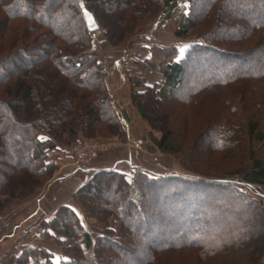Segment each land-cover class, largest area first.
<instances>
[{"label":"trees","instance_id":"16d2710c","mask_svg":"<svg viewBox=\"0 0 264 264\" xmlns=\"http://www.w3.org/2000/svg\"><path fill=\"white\" fill-rule=\"evenodd\" d=\"M98 1L101 0H22V3L19 0H0V159L10 152L6 141L12 139L17 144L11 150L15 164L12 167L5 165L0 172V210L23 195L21 187L42 185L52 171V163L45 160L49 152L60 149L64 144L75 143L80 132L86 137L94 135L98 132L95 126L99 122H106L109 125L107 130L112 133L125 131L122 120L125 115H119L112 100L104 77V66L98 59L94 45L97 37L94 31L89 30L84 16V10L89 9L102 24L108 25L104 15H112V12L102 6L100 10L97 9ZM187 1V5L182 6ZM252 1L256 2H252L253 7L247 4V0L135 2H139L138 7L145 3L144 8L147 2L153 3L154 7H151L157 8L156 13L162 19L173 18L179 13L175 34L179 37L195 34L198 40L181 56L175 44L153 47L154 51L143 64L147 69H160L164 82L160 88L148 85L145 79L133 82V87L145 88L144 91L135 90L137 96L149 92L148 99L154 96L162 103L179 100L188 108L189 102L195 99L202 101L203 95L215 96L216 89L232 88L239 81L246 107L252 106L256 110L249 119L251 127L248 123L247 126L241 123L226 130L217 123L226 106L218 104L213 110L216 117L208 125L204 136L208 137L205 142L210 146L205 147L207 154L225 152L227 148L237 145L246 149L248 141H256L259 147L264 142V5L259 4L258 0ZM109 2L116 7L113 13L119 14L121 0ZM231 8L235 14L247 15L244 30L238 35L230 33L229 36H220L217 31H230L224 24L232 18L229 13ZM156 50L160 53L159 59L153 57ZM217 54L223 55L225 60L232 58L237 61L220 68L221 58L214 59L215 56H212ZM247 55L257 56V59L242 70L241 64L237 63L243 62ZM202 62L206 63L204 69L214 73L215 77L210 81H194L193 87H185V80L194 74V67ZM39 64H43L41 67L45 78L35 76L33 79L32 72L39 68ZM147 69L145 74L148 73ZM56 72L58 77L55 76ZM52 75L58 84L53 93L50 88L54 82H46L47 78L52 79ZM39 86L47 91L43 97L39 95ZM185 91L186 101L183 98ZM54 100H67L65 113L57 111ZM197 100L194 104H197ZM7 101L13 104L12 109ZM135 101L140 113L148 118L143 101L138 98ZM18 111L25 120L21 122L19 118L17 121L14 118L16 122H10ZM14 125L25 136L19 143L9 133ZM29 131L31 135H28ZM172 134L173 130H163L157 141L161 149L174 148L169 138ZM189 134L193 135V132ZM251 151L252 162L241 167L242 178L237 175L241 173L239 169H234L233 173L224 170L220 176L158 174L139 167L131 176L109 167L95 170L91 178L79 184L75 196L81 197L97 214L102 209L109 215L119 217L123 221L119 236L115 230L108 231L103 227L107 233L102 232L93 239L89 231L77 229L74 221L78 217L74 208L64 205L50 221H44L36 229L40 234L50 235L51 232L44 227L49 226V230H60L71 237L73 242L66 245L65 258H60L56 263L52 258L54 253L45 251L42 253L47 255L46 261H39L34 246L24 241L34 231L29 228L23 231L14 248L11 256L13 264H29L33 257L37 264H123L124 256L133 258L134 264H194V261L195 264H264V199L255 198L243 188L253 184L264 186V159L261 158L264 145L261 152L259 149ZM106 189L117 197L110 199V203L101 202L98 206L101 209L95 207L93 204L101 200V193ZM217 189L225 193L224 198L228 197L225 202L229 197L238 198L240 201L235 205L242 207L246 218L250 219L255 214L256 219L240 224L235 231L227 225L219 228L216 226L218 221L214 219L209 222L210 213L203 210L204 206L209 204L210 208L215 207L220 213L226 212L214 203ZM67 212L71 218L67 217ZM164 212L171 218L163 219ZM134 215H138V221L132 217ZM71 219L73 227L69 225ZM204 227L210 229L204 230ZM140 238L146 239L147 243L143 246L139 244ZM132 245H140L145 253L148 252L147 255L135 254ZM165 252L168 257L161 256Z\"/></svg>","mask_w":264,"mask_h":264},{"label":"rangeland","instance_id":"374dc122","mask_svg":"<svg viewBox=\"0 0 264 264\" xmlns=\"http://www.w3.org/2000/svg\"><path fill=\"white\" fill-rule=\"evenodd\" d=\"M19 1L22 3V0ZM121 2L122 3L119 6L120 11L117 9L119 14L115 15L113 10H115L116 7L112 3L110 4L109 0L98 1L97 9L100 10L102 6L104 9L106 8V10H111L110 12H112V15L110 13L111 16L109 14L104 15L108 22L107 26L102 24V21L96 17L99 27L94 31L97 37L94 45L97 49L98 59L104 66V77L110 95L112 96V100L118 108L119 115L121 113L125 115L124 118H122L125 131L123 132L120 130L119 133H112L111 130H107L106 127H109V125L106 122H99L95 126L97 127L98 132L94 135L86 137L80 132L79 138L75 143L64 144L60 149L49 152L47 159H45L46 163H52V171L48 179L42 185L34 184L21 187L20 190L23 195L16 197L8 203L6 208L0 210V264H13L11 256L13 255L14 248L19 243V238L22 236L23 231L29 228L34 231L27 235L24 241L25 243L34 246L36 249L35 251L37 252L36 257H38L39 261H46L45 259L47 258V255L42 253L45 251L54 253L52 258L56 263L60 261V258H65L63 256H65V250L67 249L66 245L69 243L71 244L73 239L63 234L60 230H49V226L44 227L47 231L51 232L50 235H47V233L40 234L36 229V227L43 224L44 221H50L56 211L64 205H69L74 208L75 214L78 217V220L74 221L76 222L77 229L79 231H89L93 239L96 238V236L103 234L102 232L107 233L102 229L103 227L107 228L108 231H110L109 229L115 230L116 234L119 236L123 221L114 214L109 215L108 212L106 213V211H103L100 208L101 206L98 207L101 202L110 203V199L117 197L116 194H110L108 189L101 193V200L96 201V204H93L95 207L101 209L99 212L102 215H100L97 214L96 210H91L90 207L82 201L81 197L77 198L75 193L77 192L79 184L85 182L88 177L91 178V176L95 174V170L104 168H91L92 164H95L96 161V163L110 161L113 159V155L119 157L123 153H118L117 151L122 150L123 148L140 151L139 157L142 158V163L138 162L131 166L123 164H120V166L112 165L109 168L127 172L130 176L134 175V171L139 167L151 173H183L189 175L194 174L197 176H220V172L224 170L225 172L233 173L234 169H239L241 173H238L237 175L241 177L243 175V169H241V167H244L246 164L250 165L252 162L249 152L255 149H259L261 152L264 142L263 144H260L259 147L256 141H248V143H246L247 152H245L246 149L241 148V145L240 147L237 145L233 148H227V151L225 152L216 151L211 154L205 153V147L208 146L207 142H205L208 141V137L204 138L206 134L205 132H207V129L209 128L208 125L211 124V121L216 117L213 110L218 107V104H220L221 107L224 105L226 106L223 114L219 116L217 120V123H220L219 126L222 127V129H233V125L238 126V124L241 123H244L246 126L247 123L249 126L251 125V120L249 119L251 114L256 112V110H253L252 106L246 107V102L243 101L244 98L242 97V85L239 81H236L234 85H232V88L226 86L216 89L215 96L207 97L206 95H203L202 101L194 98L197 100V104H194V102H196L195 100L191 101L189 102L190 105L188 108L183 106V102L179 100L162 103L155 100L154 96L148 99L149 92H147L146 95L142 94V96H137L135 94V90H145L144 86H132L133 82L140 79H145L148 85H155L159 88V86L155 84L156 82L152 84V80L149 81V78L152 76V73H155V80H157L158 75L161 74L160 69L153 67L147 69L143 64L145 59H148V57L151 56L153 47H156V45L171 46L175 44L178 47V55L181 56L188 51L191 44L197 43L198 40L195 38V34L189 35L188 37H179L175 34L180 19L179 13H176L173 18L162 19L161 15L156 13L157 8H153V3V7H151V3L148 4L147 2V6L144 8L145 3L143 6L140 5L141 7H138L137 4L139 2L135 4L136 0H121ZM252 2V0H247V4L253 7L252 4L256 2ZM258 2L259 4L264 5V0H258ZM187 3L188 1L183 3L182 6H186ZM135 5H137L138 8ZM230 6L231 4L229 7ZM258 9L261 10L262 8ZM229 10L232 18H230V20L224 25L228 26L230 31H217V34L220 36H229L230 33L238 35L244 30L243 25L245 24L247 15L245 13L235 14L232 8ZM14 23L16 24V22ZM253 24H255V22H253ZM12 25L13 23L11 22V27ZM250 26L253 25L250 24ZM159 56L160 53L156 50V54L153 57L159 59ZM212 56H215L214 59L221 58L218 66L220 68L223 67L224 64L228 65V63L231 64V62L237 61L232 58L231 60H225L223 59V55L221 57L220 54ZM256 59L257 56L247 55L243 62L239 61L237 64H241L240 66L242 70H245L244 68L247 65L254 64ZM132 60L134 63H132ZM117 61H122L121 63H124L127 66L128 70L125 72L128 81L126 83H123L122 81L119 82L118 80L116 82L117 76L114 75L113 72L115 73L114 63ZM40 64L39 68L32 72V75L34 76L33 79L35 76L45 78L42 69L43 64ZM205 65L206 63L202 62V64L200 63V65L194 67V74L184 82L185 87H193L194 81H203V79L210 81L212 77H215L214 73L204 69ZM146 69L148 73L145 74ZM134 73H136L135 76H133ZM218 73L219 72L217 71L216 78ZM55 74H57L55 76H59L57 72ZM142 74H145V76ZM55 76L52 75V79H46L47 83H51V81L54 82L53 86L50 88L51 93L55 91L54 88L58 85ZM111 77L115 78L113 86L109 82ZM46 86L45 88L47 89ZM38 89L40 91V97H43V94L47 92L44 88H41V86H39ZM185 94H187L186 91L183 95V98L186 101L187 98L185 97ZM135 98L143 101L142 105L147 109L148 118L140 113ZM66 102L67 100H65V102L54 100V105L57 107V111H59L60 114L65 113V108L68 105ZM44 103V106H46L47 103L45 101ZM59 103L61 104L59 105ZM7 104L10 106V109L13 108V104H9L8 101ZM132 105L134 109L130 112ZM19 112L20 111L16 112L15 117L13 116L11 120L5 114L4 115L6 118H9L10 122H16L18 118L22 122L25 118H23ZM151 120L153 125L151 124ZM56 128H58V126ZM163 130H173V134L169 136V138L174 144V148L172 147L171 149L163 150L159 147L157 141L161 138ZM190 132H193V135L189 134ZM9 133L18 143L25 139L24 133L21 130L18 132L15 125L11 126ZM30 133L31 132L29 131L28 135H31ZM84 140L88 142L97 141L99 143H105L107 141L114 145L103 152H96L90 158L89 162L82 163L85 165H81L76 161L78 158L74 159L73 150L76 147V144ZM6 144L10 147V152L3 159H0V172L5 165L12 167L16 162V159L13 160V154L11 151L14 150V145H17L16 142L14 143L11 139L10 141H6ZM66 149H69L70 153L65 157V159L68 158L67 161H62L61 159L64 157L61 158L60 154ZM261 158L264 159V152H262ZM123 161H121V163ZM66 162L71 164L72 169H75L77 166L78 168L83 169L91 168L87 169L90 171L88 177L83 180L80 175L72 174L69 170L68 163ZM187 162L189 163L187 164ZM70 181H72V184L67 188ZM243 188L250 192L255 198L264 199V186L262 187L261 185L253 184L252 186L247 185ZM111 189H114V187ZM217 190L218 192L215 193L216 195L214 196V203L216 206L221 207L220 210H226V212L223 213L222 211L220 213L215 207L210 208L211 205L209 206V204L204 206L203 210L210 213L208 215L209 222L214 219L215 221H218L216 222V226L219 228H223V226L227 225L228 227H232V231H235L239 228L238 226L240 224H247L250 220L253 221L256 219L255 214L250 216V219L246 218L247 216L243 214L242 207L237 206V204L235 205L236 202L238 203L240 201L238 198L229 197V200L225 202L227 196L224 198L225 193H221L219 189ZM210 191H212V189ZM83 195L87 197V194L84 193ZM229 203H231V205ZM67 214L68 216H65L69 217L70 214L68 212ZM162 215L163 219L166 218L167 220L171 218L166 212ZM222 216L223 218H221ZM132 217H134L136 221L139 219L138 215ZM69 225L70 227H73L72 219L69 222ZM132 225L135 227V223ZM207 229H210V227H204V230ZM146 241V239L140 238L139 244L143 246L144 243H147ZM132 251L138 255H147L148 253H145V250L140 245L133 246ZM165 255L168 257L167 252L161 254L162 257H165ZM33 260L36 259L34 257L33 259H30L29 264H37ZM239 261L242 260L239 258ZM114 264H118V262ZM123 264H134L133 258L124 256Z\"/></svg>","mask_w":264,"mask_h":264},{"label":"crops","instance_id":"0c3cea01","mask_svg":"<svg viewBox=\"0 0 264 264\" xmlns=\"http://www.w3.org/2000/svg\"><path fill=\"white\" fill-rule=\"evenodd\" d=\"M122 61H117L116 63H114V70H115V73L113 72V74L114 75H116L117 76V78H116V82H117V80L120 82V81H122L123 83L125 82H127L128 80H127V74H126V70H128L127 69V66H126V64H124V63H121ZM132 63H134V61L132 60ZM128 64V63H127ZM111 72V73H112ZM115 78L114 77H111L110 79H109V82H110V84L113 86V84H114V82L113 81H115L114 80ZM150 80H152V84H154L155 82V84L156 85H158L159 86V88L161 87V85L163 84V82H164V77H163V75H162V73L160 74V75H158V79L157 80H155V73H152V76H150V78H149V81ZM133 109H134V107H133V105H132V107H131V109H130V112L131 111H133ZM138 113V112H137ZM133 149H135V148H133ZM118 153L119 152H121V153H123L122 155H120L119 157L117 156V155H113L112 156V160H110V161H106L105 163L104 162H98V163H96L95 162V164H92V166H91V168H105V167H110V166H112V165H119L120 166V164H123V165H128V166H131V165H134L135 163H142L141 161H142V158H140L139 157V153H140V151H137V150H131V149H128V148H123L122 150H119V151H117ZM69 153H70V151H69V149H66V150H63L62 151V153L60 154V157L62 158V157H64V158H62L61 160L63 161V160H66L67 161V159H65V157L67 156V155H69ZM117 153V154H118ZM124 160V161H123ZM121 161H123L122 163H121ZM65 163V162H64ZM63 163V164H64ZM66 163H68V162H66ZM96 164H98V165H96ZM68 166H69V170L71 171V173L72 174H78V175H80V177L81 178H83V180H84V178H86V177H88V175H89V173H90V171L89 170H87V169H91V168H87V169H83V168H78V166L74 169H72V166H71V164L70 163H68ZM95 170V169H94ZM70 184H72V181H70L69 183H68V186H67V188L68 187H70ZM70 189V188H69ZM38 259V258H37ZM35 263H37V260H33Z\"/></svg>","mask_w":264,"mask_h":264},{"label":"built area","instance_id":"2783aa9c","mask_svg":"<svg viewBox=\"0 0 264 264\" xmlns=\"http://www.w3.org/2000/svg\"><path fill=\"white\" fill-rule=\"evenodd\" d=\"M113 143H108L107 141L105 143H99L97 141H81L78 144H76V147L73 150L74 153V159H77V163L81 165H85L82 163L89 162L90 158L96 153V152H103L106 149L110 148ZM85 161V162H84Z\"/></svg>","mask_w":264,"mask_h":264},{"label":"water","instance_id":"95a60500","mask_svg":"<svg viewBox=\"0 0 264 264\" xmlns=\"http://www.w3.org/2000/svg\"><path fill=\"white\" fill-rule=\"evenodd\" d=\"M84 16L86 18V22H87L89 30L96 31L99 27L97 20H96V16H94V14L89 9L84 10Z\"/></svg>","mask_w":264,"mask_h":264}]
</instances>
